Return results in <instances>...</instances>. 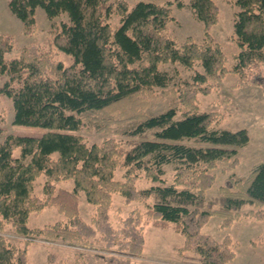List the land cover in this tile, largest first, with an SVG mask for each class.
<instances>
[{
    "label": "trees",
    "instance_id": "1",
    "mask_svg": "<svg viewBox=\"0 0 264 264\" xmlns=\"http://www.w3.org/2000/svg\"><path fill=\"white\" fill-rule=\"evenodd\" d=\"M183 1H138L130 6L126 0H8L24 34L37 28V7L51 23L46 48L25 46L10 59L5 53L13 48V38L0 33V93L11 100L13 124L44 129L39 136L8 133L0 141V264H26V246L38 236L101 241L111 253L105 264H130L142 254L144 225L166 228L170 223L184 238L178 252L195 254L201 264H227L236 256L237 243L229 235L216 240L203 233L210 216L221 217L222 228L242 215L264 219V161L244 177L227 175L216 199L207 201L206 192L216 178L213 170L220 163L234 168L249 134L246 129L217 127L220 113L201 110L198 102V95L210 93L227 75L235 77V87L264 89V0H235L230 66L211 33L219 21L215 0H189L203 23L201 41L188 36L179 42L169 35L171 5L181 7ZM62 13L68 21H52ZM57 51L72 56V62L65 65L56 58ZM166 63L202 71L190 81L171 84L173 76L160 69ZM157 90L170 99L164 110L151 114L147 108ZM87 113L95 115L98 131L109 134L100 143L88 144L77 133ZM15 148L21 149L19 157L12 155ZM165 165L175 167L168 184ZM119 169L121 179H116ZM41 174L43 198L34 193ZM140 177L152 184L138 188ZM64 180L73 181L70 190L56 188ZM80 192L93 205L89 222L79 214ZM113 194L145 208L133 209L115 226L109 213ZM245 205L250 208L242 211ZM47 206H55L63 219L29 227V215ZM7 226L29 237L24 247L7 240Z\"/></svg>",
    "mask_w": 264,
    "mask_h": 264
},
{
    "label": "rangeland",
    "instance_id": "2",
    "mask_svg": "<svg viewBox=\"0 0 264 264\" xmlns=\"http://www.w3.org/2000/svg\"><path fill=\"white\" fill-rule=\"evenodd\" d=\"M130 6L138 1H154L161 3L162 0H126ZM173 1V0H172ZM219 6V21L212 26L211 33L228 56L227 66L234 63L232 59L234 53V43L230 39L233 33L234 13L238 10L235 0H215ZM8 0H0V33L8 34L13 38V48L5 53V58L10 59L18 55L20 49L25 46L37 44L43 48L47 47L46 38L51 21L47 19L41 7L35 9L36 30L26 35L22 32V22L10 12L7 6ZM171 15L174 17L167 25L170 36L181 42L190 36L195 41L203 38V23L199 20L189 6V0H184L181 7L171 5ZM52 21L60 23L68 21L67 13H62L53 18ZM116 25L118 21L112 20ZM56 58L63 61L65 65L72 62V56L57 51ZM160 69L173 76L172 82L179 80L190 81L196 71H202L200 67L188 69L177 63H166ZM175 72L178 74L175 75ZM4 77L0 75V86ZM235 77L227 75L217 87L208 94L198 95L199 107L204 111H217L221 115V121L217 127L236 131L246 129L249 134V142L246 146L238 150L237 157L239 163L231 168L229 163H220L213 170L216 175L215 182L211 189L206 192L207 201L216 199L218 187L223 184L227 175L234 173L237 176H246L251 168L264 161V89L251 84L234 86ZM157 97L153 98L147 108L151 114L159 113L167 106L170 97H162L160 90L156 91ZM161 96V97H160ZM13 107L11 100L0 93V141L5 134L11 133L23 136H39L44 132L42 127L13 124ZM97 115V114H96ZM102 116L101 114H98ZM94 114H83L84 125L77 133L82 135L88 144L100 143L109 134L98 131ZM125 126H120L124 128ZM114 135L117 138L126 139L124 135ZM187 144H194L193 141H184ZM13 157L21 155V149L15 148ZM174 165H165L163 178L165 183H170L174 175ZM122 170L115 173L116 179H121ZM45 176L41 174L35 180L34 193L37 197L43 198V188ZM152 182L145 177L137 180V187L143 188L151 185ZM72 180H64L56 183V188L71 189ZM216 207V202L210 204ZM135 208L144 210L143 203L132 201L125 203L119 194H113L110 218L115 226L119 220L126 216ZM250 208L245 205L242 211ZM261 209L264 210V204ZM78 210L81 218L89 222L93 213V205L89 203L84 194H78ZM63 219L55 206L44 207L39 212H32L28 217L29 227H42L57 220ZM221 217L217 214L210 216L207 224L202 228V232L212 236L216 240H221L225 235H229L234 242L235 258L227 264H264V219L257 220L247 216H241L233 220L228 228L221 227ZM4 235L10 243L19 247H24L29 237L15 234L7 226ZM144 247L139 257L131 259L130 264H201L198 257L190 252H178V248L183 244V236L177 232L170 223L166 228H157L151 224L144 225ZM26 264H105V257L111 254L104 249L101 241L88 243H77L64 241L62 239H48L42 236L35 237L26 246ZM52 260L49 261L48 257Z\"/></svg>",
    "mask_w": 264,
    "mask_h": 264
}]
</instances>
